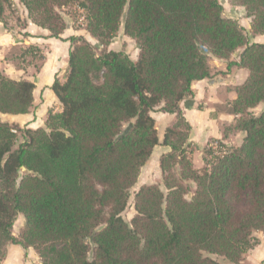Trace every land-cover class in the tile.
I'll use <instances>...</instances> for the list:
<instances>
[{
	"label": "trees",
	"instance_id": "trees-1",
	"mask_svg": "<svg viewBox=\"0 0 264 264\" xmlns=\"http://www.w3.org/2000/svg\"><path fill=\"white\" fill-rule=\"evenodd\" d=\"M28 20L70 44L63 80L50 89L61 106L44 128L0 119V261L8 245L32 248L40 264H238L264 232V44L250 43L245 28L224 15L219 0H20ZM251 28L264 35V0H241ZM12 0H0V23ZM83 13L82 36L62 9ZM135 41L136 61L108 50L120 30ZM76 30H79L75 28ZM25 36H29L25 34ZM239 49V62L230 57ZM43 61L29 45L21 55ZM210 57L245 69L236 98L224 109L235 116L229 133L240 145L204 150L203 168L188 157L190 126L180 103L194 96V82L210 79ZM39 70V66L36 67ZM35 85L0 72V114L33 108ZM176 116L161 142L165 192L143 184L134 193L136 214L127 222L130 190L159 145L155 111ZM179 166L178 177L172 172ZM190 185L194 191L190 192ZM24 225L16 237L18 215ZM261 264H264L262 260Z\"/></svg>",
	"mask_w": 264,
	"mask_h": 264
},
{
	"label": "crops",
	"instance_id": "crops-1",
	"mask_svg": "<svg viewBox=\"0 0 264 264\" xmlns=\"http://www.w3.org/2000/svg\"><path fill=\"white\" fill-rule=\"evenodd\" d=\"M225 16L237 20L243 26L241 20H238L236 17L232 15ZM22 18L24 21V16ZM69 30L71 28L67 29L66 33H69ZM83 30H74L68 36L65 37L62 34L61 37L65 39L70 36H82L86 39V36L82 32ZM25 34L29 36H25ZM48 37L49 33L46 30L39 28L28 20L22 29L20 27L7 29L0 23V72L10 79L27 80L33 82L35 85L33 91V108L30 113L24 115L0 114V119L3 122L17 124L20 127L26 126L31 129L44 128L47 113L50 109L54 113L55 111L57 113L61 112V106L50 87L55 78L61 81L64 78L68 67L70 44ZM255 37L251 43L264 44V35H256ZM25 45H36L42 49L44 60L40 63L38 71H34L30 67L26 69L13 68L10 61L6 60V55L10 48ZM109 50H112L111 46ZM242 51V49L237 50L236 53H238V56L235 59H231V61L239 62V56ZM123 52L128 55V52ZM138 53L137 50L135 57L128 56L131 60L136 61ZM209 65L211 71L218 72V75L212 73L210 79L194 82L192 85L194 96L180 103L183 117L191 128L189 142L194 146L198 154H203L204 150L209 147L212 141H219L223 145L236 147L240 145L243 139L242 133H234V136L233 133H229L224 138V129L232 125L235 121V116L227 112L226 109L224 110V104L236 98L234 89L245 81L248 72L245 69L237 67H233L230 71H227V63L225 60L215 59L214 57H210ZM150 115L155 120L158 139L161 143L165 130L176 122V116L159 112L157 109L151 112ZM239 137L241 138L240 142L235 143V139ZM166 151L167 148L162 147V151L159 154H163ZM156 158H158V155L153 151L149 160L153 161ZM20 216L22 215L19 214L18 218ZM261 233L262 236L257 237L258 244L244 255V259L239 264H261L262 260H264V232ZM16 247L17 253L18 251L27 253L34 252L32 248L24 250L19 246ZM15 263L17 264V262L11 261L10 256L7 255L1 264Z\"/></svg>",
	"mask_w": 264,
	"mask_h": 264
},
{
	"label": "rangeland",
	"instance_id": "rangeland-1",
	"mask_svg": "<svg viewBox=\"0 0 264 264\" xmlns=\"http://www.w3.org/2000/svg\"><path fill=\"white\" fill-rule=\"evenodd\" d=\"M219 2L223 6L224 15H227V16L232 15V16L236 17L238 20H241V22L245 28L248 40L251 43V41L256 38L255 37L256 34L253 32V30L251 28V19L246 16L245 7L242 5L241 0H219ZM61 14L63 15L64 19L67 21L68 25L71 26L68 29L71 28V30H72V31L69 30V33H66V30H65L63 33V35L65 37L68 36V34L73 33V31L76 30L75 28L80 29L83 27V24L85 21H84L83 13L80 10H77L73 7L72 8H66V9H62ZM22 16H24V21H23ZM26 18H27V12H26L25 8L22 6V4L20 3V0H12L11 9L6 10L5 14H4V21L7 25V27H5V28L15 29L16 27H20L22 29L24 27L26 21L28 20V18H27V20H26ZM82 32H83L84 36H86V39L88 40V42L93 44L96 52L99 53L101 48L97 44L96 40L93 39L86 31L83 30ZM110 46H111L112 51L113 50L126 51V52H128V55L131 57H135L136 52L138 50L136 47L135 41L132 38H130L129 36H126L124 34L122 27L118 31L116 37L114 39H112L110 45L108 46V50H109ZM27 48H28V46H26V45L25 46H16V47L10 48L7 55H6V60L10 61L13 68L26 69V68L30 67L31 69L36 71L35 66L38 67L42 61L33 60V59H31V57L29 55H26V54H23V57H21L23 51ZM41 51H42V49H41ZM237 56H238V53L235 52L230 57V59H235ZM225 62L227 63L226 60H225ZM211 72L214 73L215 75H218V72H216V71L215 72L211 71ZM263 106H264V104L259 105L258 107L253 109L252 110L253 114L257 115L258 113H260ZM55 113H57V112L55 111ZM234 133L235 132H233V136H234ZM240 140H241L240 137L235 139V143H239ZM160 144L161 143H159V145L153 150L155 152V154L157 153L158 158L153 159V161L149 160L146 163L145 167H143L140 170V174H139L137 183L129 191L130 192V198L128 200V205H127L126 210L122 213L123 219L127 222H130V220L136 214V212L134 210V193L139 189V187L142 184L145 183L147 185L148 184L159 185L160 188L165 192V189L163 187V178H162L163 176H162V172L160 169V162H159L160 157L162 155V154H159V152L162 151V146ZM224 146H225V148H229L228 145H224ZM231 147H233V146H231ZM167 150L169 151L168 148H167ZM187 152H188L189 160L191 161L193 167L196 170H201L204 166L203 162H202V158H203L204 154H202V153L198 154L197 150L194 148V146H192V144L189 147H187ZM219 154H220L219 151H217L214 154L209 155L207 158L210 159L211 156H218ZM153 158H155V157H153ZM172 172L176 175V177H178L179 172H180L179 166L173 167ZM150 179H151V181H150ZM193 191H194V185H190V192H193ZM23 225H24L23 217L22 216H20L19 218L17 217V220L15 221L14 227H13V235L14 236L17 237L19 235ZM261 234H262L261 232H256L254 234V237L257 239L258 236H262ZM257 241H258V239H257ZM16 250H17V247L15 245H11V244L8 245L5 248L6 256L3 260L0 261V264L2 263V261H4L6 259L7 255L10 256L11 261H13V262L15 261V262H17V264H38V262H40V259L38 258V255L35 253V251L34 252L31 251L30 253L18 251V253H17ZM215 258L222 264H231V263L227 262L225 259H223L222 257H215Z\"/></svg>",
	"mask_w": 264,
	"mask_h": 264
},
{
	"label": "built area",
	"instance_id": "built-area-1",
	"mask_svg": "<svg viewBox=\"0 0 264 264\" xmlns=\"http://www.w3.org/2000/svg\"><path fill=\"white\" fill-rule=\"evenodd\" d=\"M211 148L215 152L219 151L220 154L226 153V148L225 147H219V146H217L216 143L211 144Z\"/></svg>",
	"mask_w": 264,
	"mask_h": 264
}]
</instances>
